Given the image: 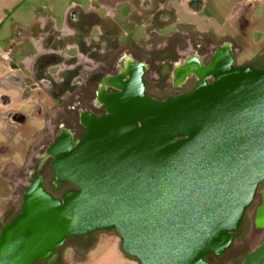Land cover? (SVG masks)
Here are the masks:
<instances>
[{
	"label": "water",
	"instance_id": "obj_1",
	"mask_svg": "<svg viewBox=\"0 0 264 264\" xmlns=\"http://www.w3.org/2000/svg\"><path fill=\"white\" fill-rule=\"evenodd\" d=\"M231 60L225 50L212 83L167 101L161 133L153 120L142 124L140 104L147 102L135 88L123 92L125 99L109 98V113L54 161L57 175L78 189L60 199L40 186L29 189L0 230V264H32L68 238L97 230L115 231L139 264H213L205 255L231 245L264 184V67ZM143 131L160 149L171 141V165L134 158ZM127 134L136 141L128 144ZM155 146L148 143L147 156ZM260 206L257 218L264 217ZM193 215L208 221L190 225Z\"/></svg>",
	"mask_w": 264,
	"mask_h": 264
},
{
	"label": "flooded vegetation",
	"instance_id": "obj_2",
	"mask_svg": "<svg viewBox=\"0 0 264 264\" xmlns=\"http://www.w3.org/2000/svg\"><path fill=\"white\" fill-rule=\"evenodd\" d=\"M176 1H123L121 5L126 7L123 15L114 8L115 0H107L114 11L108 15L85 13L74 8L67 23L75 31L58 38H46L48 44L57 43L58 46L74 42L73 53L70 56L46 53L36 69L32 72L27 70L31 76L20 78L11 75L13 81L24 86L27 94L34 92L35 99L26 104L34 106L31 122H39L40 129L33 130L30 135L32 140L25 150L24 166L16 164V196L13 204L11 202L6 206L0 215V218L4 217L0 230L20 210L24 194L32 187L40 186L59 199L64 193L78 189L76 184L57 175L54 161L61 149L73 148L83 139L92 120L109 113L106 105L109 98L119 96L125 99L123 92L131 87V95L135 88L147 103L162 105L190 92L199 84L212 83L222 66L225 50L231 54L233 66L264 67V56L238 62L239 55L233 49V41L225 42L213 31L202 32L189 23H178L180 29H176ZM93 2L99 8V1ZM202 3L203 0H188L186 5L198 12ZM247 27L248 24H245L242 29ZM55 59H58L55 64L62 67L57 71L58 80L47 71V67L54 65ZM215 59L213 68L211 64ZM11 68L24 70L13 60ZM150 86L156 95H166L161 98L153 95L148 92ZM171 91L174 93L171 94ZM11 101L10 95L0 94L1 105ZM6 116L18 124H25L28 120V116L20 112H8ZM0 149L9 154L14 151L13 147L3 144H0ZM17 156L21 158L20 153ZM5 176L4 170H1L0 179ZM263 185L257 190L261 200ZM95 232L68 238L50 255L36 259L32 264H57L59 258H63L59 249L67 242L78 240L87 244ZM224 252L220 255L207 254L205 259L217 264L211 258H220ZM128 256L139 264L135 257Z\"/></svg>",
	"mask_w": 264,
	"mask_h": 264
},
{
	"label": "crops",
	"instance_id": "obj_3",
	"mask_svg": "<svg viewBox=\"0 0 264 264\" xmlns=\"http://www.w3.org/2000/svg\"><path fill=\"white\" fill-rule=\"evenodd\" d=\"M97 1L100 3L99 8L94 6L93 0H0V94L6 93L12 100L7 105L0 103V135L3 136L0 144L9 145L14 149L13 154L0 149V171L4 170L6 174L3 180L0 179V215L4 213L6 206L14 202L16 166H24L25 150L32 140L30 135L33 130L40 129L39 122H31L34 118L32 114L34 106L29 105L28 110L11 107L14 102L29 104L35 99L34 92L27 94L24 86L13 81L11 75L20 78L31 76L27 70L32 72L36 69L46 53L55 52L62 56H70L76 46L74 42L58 46L57 43L48 44L46 38L48 36L58 38L75 31L67 23L74 8L85 13L97 12L99 15L114 12L111 3L109 4L107 0ZM123 1L127 0H115L114 8L119 11ZM187 1L177 0L174 3L178 11L176 29H180L178 23H189L202 32L213 31L222 37L229 36L225 28L232 25L235 11L247 2H255L258 8L250 18L251 21L257 19L264 21V13L257 12L259 9L264 11V0H203L198 12L188 9ZM237 34L230 35L229 40L233 41L236 38L235 42L239 47L234 49L236 53L244 56L252 52L251 54L256 57L259 52L251 48H256L264 41V25L251 29L248 37L250 46H244ZM12 60L21 64L24 70L11 68ZM57 60L55 59L54 65L47 67V71L58 80L57 71L62 67L55 64ZM247 60L250 59L244 58L240 62ZM54 67L56 68L52 69ZM10 90L15 93L11 95ZM8 112L26 114L27 123L18 124L10 116H6ZM37 136L40 135L37 134ZM17 153H20L21 158L17 156ZM261 203L260 199L252 209L253 226L250 230L253 231V235L248 236L247 248L241 254L237 264H264V223L257 221ZM107 232V230L96 231L92 235L91 242L85 247L83 255H80L76 249L68 247L64 259L66 264H133L122 251L120 240L118 242L117 237L110 236Z\"/></svg>",
	"mask_w": 264,
	"mask_h": 264
},
{
	"label": "rangeland",
	"instance_id": "obj_4",
	"mask_svg": "<svg viewBox=\"0 0 264 264\" xmlns=\"http://www.w3.org/2000/svg\"><path fill=\"white\" fill-rule=\"evenodd\" d=\"M228 2H226L227 4ZM245 7V8H244ZM258 9L257 5L255 2H249L248 4H242L234 13V17L233 20L231 22V26L230 27H226L225 28V32L228 33L229 36H225L223 37L225 42H228L231 38L230 35L232 34H236L239 35V39L242 41L244 46H250L249 45V33L251 31V29L253 27H259V26H263L264 25V21L261 19H257L256 21H251V17L253 16V13L255 12V10ZM120 14H125L126 13V7L125 6H120L119 9ZM257 12L259 13H264V11H262V9H259ZM240 17V18H238ZM245 24H248V27L245 29H242L243 26H245ZM238 39V37H237ZM236 38L233 39V49L239 48L237 47L236 44ZM251 48V47H248ZM252 50L254 49L255 52H259L257 54L256 57L262 58L264 56V41L261 42L259 45H257L256 48H251ZM252 52L247 53L246 55H239L237 57V61L240 62L242 61L244 58L247 59H254L255 57L251 54ZM248 61V60H247ZM148 92L153 93V95L155 94V92L153 91V87L150 86L148 87ZM9 93H11V95H13L15 93V91L10 90ZM174 92L171 91V94H173ZM164 95H166L165 93L163 94H155V96L161 98ZM170 102H164L163 105H159L157 103L154 104H149V103H145L142 102L140 104V111H139V115H140V120L142 122L143 125L148 126V124H150L149 122L151 120L154 121V125H155V129L156 131H160V133L162 132V128H163V124H162V119H163V112H164V108L168 105H170ZM12 108H20L21 110H28L29 109V105L26 103H19V102H14L11 105ZM170 115V116H169ZM168 116L171 119V113ZM166 130V129H165ZM163 130V131H165ZM166 135H170L169 132L166 133ZM3 139V136L0 135V140ZM128 144L131 141H136L133 140V138L127 134V138L125 140ZM159 141H163L162 138L159 139ZM139 142L138 144L140 145L138 148V152L135 155L134 158H137V160L139 161H145L148 159L151 160H156V162H163V161H167L170 165H171V141H169V147L165 148V149H160L157 146V142H158V138H156V140H152L150 138H148L147 133L145 131L139 133V136L137 138V141ZM149 142H155L156 146H155V150L153 151V154L151 156H147L148 155V151H147V146ZM68 149V147H64L63 150ZM131 149L130 147L127 148V152L130 153ZM130 158V155H126V159ZM260 201V196L257 193L253 202L251 203V205L246 209L244 218L241 222L240 228L238 229L237 232H235L233 234V240L231 242L230 247L224 252V254L220 257V258H211L215 263L217 264H237L241 254L243 253V251L247 248V240H248V236L253 235V231L250 230L251 227L253 226L252 224V220H251V213H252V209L255 207V205H257V203ZM264 206V203L261 204V208ZM17 210V208H16ZM9 216V215H8ZM10 217V216H9ZM8 217V218H9ZM192 220H188V224L193 225L194 223H205L208 220L204 219V218H199L197 219V217L195 215L192 216ZM4 217L0 218V222H4ZM6 220V219H5ZM264 220V217L261 216L259 218H257V221H262ZM107 234H109L110 236H115L117 237V241L119 242V236L115 233V231L113 230H107ZM89 244V243H87ZM86 243H81L78 240H70L69 242H67L65 244L64 247L60 248L59 251L60 253L63 254V258H59L58 263L57 264H66L65 262V256H66V249L68 247H72L74 249H76L80 255H83L84 253V249L86 246H88ZM128 260L133 263V264H137V261H135L134 259H132L130 256L126 255Z\"/></svg>",
	"mask_w": 264,
	"mask_h": 264
}]
</instances>
